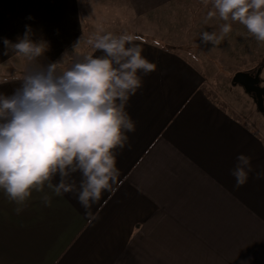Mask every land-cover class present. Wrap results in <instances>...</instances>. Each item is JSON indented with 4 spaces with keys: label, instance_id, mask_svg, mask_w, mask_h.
Returning <instances> with one entry per match:
<instances>
[{
    "label": "crops",
    "instance_id": "0c3cea01",
    "mask_svg": "<svg viewBox=\"0 0 264 264\" xmlns=\"http://www.w3.org/2000/svg\"><path fill=\"white\" fill-rule=\"evenodd\" d=\"M99 1L103 12L108 4ZM112 1L131 17L127 24L107 27L92 0H0L9 41L27 25L34 40L49 42L39 63L67 51L64 71L77 58L100 56L87 41L111 31L142 37L134 43L156 64L126 105L135 131L116 150L117 184L102 192L91 216L74 194L57 196L47 183L24 204L0 189V264H264V178H256L264 172V133L206 94L201 70L176 51L182 39L146 36L140 22L179 11L175 0ZM78 39L86 46L73 49ZM21 80H1L0 92L11 95ZM240 154L252 158L253 172L237 187L230 173Z\"/></svg>",
    "mask_w": 264,
    "mask_h": 264
},
{
    "label": "clouds",
    "instance_id": "9594fccd",
    "mask_svg": "<svg viewBox=\"0 0 264 264\" xmlns=\"http://www.w3.org/2000/svg\"><path fill=\"white\" fill-rule=\"evenodd\" d=\"M212 6L215 11L208 13L209 18L218 12L222 20L238 21L264 41V0H212ZM231 30L225 23L219 36L203 31L201 42L218 44ZM33 35L26 25L15 43L3 40L4 55L19 54L33 63L11 95L0 92V189L10 200L24 204L32 190L42 192L47 183L57 196L74 194L88 217L102 192L117 184L116 150H122L128 144L127 133L135 131L126 105L142 87V75L155 71L156 64L142 55L141 44L134 43L142 37L105 32L87 41L102 55L77 58L60 71L68 52L56 62L41 64L50 44ZM79 44L80 39L73 49ZM251 159L237 156L230 173L237 187L253 172ZM256 178H264V172L256 173ZM41 199L51 205L48 194ZM22 210L15 209L17 214Z\"/></svg>",
    "mask_w": 264,
    "mask_h": 264
},
{
    "label": "rangeland",
    "instance_id": "374dc122",
    "mask_svg": "<svg viewBox=\"0 0 264 264\" xmlns=\"http://www.w3.org/2000/svg\"><path fill=\"white\" fill-rule=\"evenodd\" d=\"M104 1L108 4L107 7L109 6L108 9L104 7L105 11L102 12L99 8L103 3L99 0H92L91 8L95 12L99 10L96 15L101 19L105 17L104 23H108L105 24L107 27L111 28L112 23L122 26L131 20L127 11L115 10L112 0ZM173 4L174 8L180 10L171 11L160 18L156 14L157 20L145 18L142 20L143 23L140 22L144 32H147L146 36L159 37L162 40L182 39L176 51L189 57L193 67L201 70L200 75L206 94L214 101L234 110L238 115L250 118L251 122L264 133V117L258 112L253 95H248L241 86L231 82L235 73L244 72L253 75L258 66L263 65L260 86L264 87V41H258L238 21L222 20L218 12L209 18L208 13L215 11L212 0H175ZM225 23L231 24L232 30L223 36L218 44L201 42L200 35L203 31L216 32L219 36L221 25ZM1 24L8 23L0 19ZM9 34V26H0V41L10 39ZM86 35L84 30V36ZM80 45L86 46L85 43ZM3 52L4 46L0 42V81L23 77L26 70L32 66L33 62L22 55H10V52L4 55ZM50 62L54 60H47L45 64Z\"/></svg>",
    "mask_w": 264,
    "mask_h": 264
},
{
    "label": "water",
    "instance_id": "95a60500",
    "mask_svg": "<svg viewBox=\"0 0 264 264\" xmlns=\"http://www.w3.org/2000/svg\"><path fill=\"white\" fill-rule=\"evenodd\" d=\"M262 69L263 65H259L253 75L237 72L232 76L231 82L241 86L248 95H253L258 112L264 116V87L260 86Z\"/></svg>",
    "mask_w": 264,
    "mask_h": 264
}]
</instances>
